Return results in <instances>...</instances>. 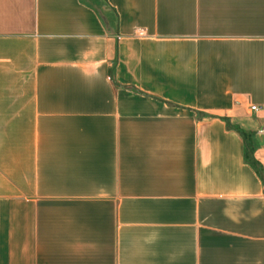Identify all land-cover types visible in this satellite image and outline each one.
<instances>
[{
  "label": "crops",
  "instance_id": "1",
  "mask_svg": "<svg viewBox=\"0 0 264 264\" xmlns=\"http://www.w3.org/2000/svg\"><path fill=\"white\" fill-rule=\"evenodd\" d=\"M261 129L264 0H0V264H264Z\"/></svg>",
  "mask_w": 264,
  "mask_h": 264
},
{
  "label": "trees",
  "instance_id": "2",
  "mask_svg": "<svg viewBox=\"0 0 264 264\" xmlns=\"http://www.w3.org/2000/svg\"><path fill=\"white\" fill-rule=\"evenodd\" d=\"M246 155H247V159L251 162V164H253L257 168V171L263 177V171H262L261 167H259L258 163L254 160L252 155L250 153H248V152H247Z\"/></svg>",
  "mask_w": 264,
  "mask_h": 264
},
{
  "label": "built area",
  "instance_id": "3",
  "mask_svg": "<svg viewBox=\"0 0 264 264\" xmlns=\"http://www.w3.org/2000/svg\"><path fill=\"white\" fill-rule=\"evenodd\" d=\"M138 34L141 35V36H143V35H145V31L142 30V29H140L138 31ZM258 109H259V107L257 105H251V110L257 111ZM260 131L262 132V131H264V129H261Z\"/></svg>",
  "mask_w": 264,
  "mask_h": 264
}]
</instances>
